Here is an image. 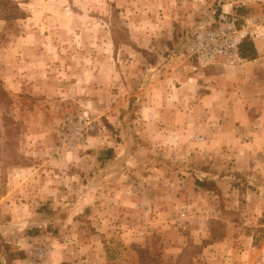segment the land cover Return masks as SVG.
<instances>
[{"label":"rangeland","instance_id":"1","mask_svg":"<svg viewBox=\"0 0 264 264\" xmlns=\"http://www.w3.org/2000/svg\"><path fill=\"white\" fill-rule=\"evenodd\" d=\"M263 10L0 0V264H90L91 235L108 264H264V41L235 67L187 53Z\"/></svg>","mask_w":264,"mask_h":264},{"label":"built area","instance_id":"2","mask_svg":"<svg viewBox=\"0 0 264 264\" xmlns=\"http://www.w3.org/2000/svg\"><path fill=\"white\" fill-rule=\"evenodd\" d=\"M244 40L264 41V10L242 18L220 13L214 27H199L187 46L190 58L203 66L222 64L235 67L242 62L239 47ZM43 259L46 250L39 247L32 253Z\"/></svg>","mask_w":264,"mask_h":264},{"label":"crops","instance_id":"3","mask_svg":"<svg viewBox=\"0 0 264 264\" xmlns=\"http://www.w3.org/2000/svg\"><path fill=\"white\" fill-rule=\"evenodd\" d=\"M165 112V111H164ZM93 236H89V237H86L85 239H82V243L83 245L85 244V246H88V248L90 250V254L91 256H87L89 261H90V264H108V262L106 261V254L105 256L103 255V245L101 244L100 246L97 245V246H93L91 245V243H94V238H92ZM105 253V252H104ZM73 261V260H72ZM71 259H69L68 257L66 256H61L59 255V257H55L52 262H50L49 264H62V263H70L72 262ZM14 264H29V261L27 259H24V260H20V261H14ZM74 264V262L72 263Z\"/></svg>","mask_w":264,"mask_h":264},{"label":"trees","instance_id":"4","mask_svg":"<svg viewBox=\"0 0 264 264\" xmlns=\"http://www.w3.org/2000/svg\"><path fill=\"white\" fill-rule=\"evenodd\" d=\"M239 50L243 58H248V57H250L251 59L254 58L253 56L255 54V48L252 41L244 40L241 43ZM62 264H66V263H62Z\"/></svg>","mask_w":264,"mask_h":264}]
</instances>
